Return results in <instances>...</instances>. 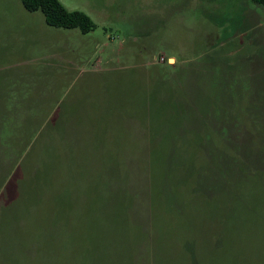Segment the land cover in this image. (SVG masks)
Wrapping results in <instances>:
<instances>
[{
  "label": "rangeland",
  "instance_id": "rangeland-1",
  "mask_svg": "<svg viewBox=\"0 0 264 264\" xmlns=\"http://www.w3.org/2000/svg\"><path fill=\"white\" fill-rule=\"evenodd\" d=\"M59 1L95 30L49 27L21 0H0V114L17 134L0 177L25 159L2 195L8 206L0 200V263L239 264L240 235L264 252V176L241 196L238 141L230 157L207 139L198 156L191 143L208 125L220 135L204 116L224 106L207 81L217 59L236 58L247 76L244 62H263L264 7ZM262 158L251 160L260 171Z\"/></svg>",
  "mask_w": 264,
  "mask_h": 264
},
{
  "label": "trees",
  "instance_id": "trees-1",
  "mask_svg": "<svg viewBox=\"0 0 264 264\" xmlns=\"http://www.w3.org/2000/svg\"><path fill=\"white\" fill-rule=\"evenodd\" d=\"M250 1L254 4L264 7V0ZM21 3L24 9L28 12L33 13L40 11L44 17L46 25H48L49 27L66 30H78L83 35L91 33L96 28L94 22L88 15L80 11L67 10L59 0H21ZM229 52L231 53L232 51ZM229 52L226 55H228ZM212 59H214V57H212ZM262 59L263 62L257 63L256 61L257 64H253V60L244 62L249 67L248 76L246 75V68H244V65L238 66V62H235L236 58L232 56H224L222 59H217V62L219 63V65L217 64V69H219L220 73L216 72L214 75H209V77H207V81L210 83L209 88L214 92L213 94L215 97V101L217 100V103H223L224 106L223 109L220 110L221 112L218 116L219 120L215 115L209 116V114H212L211 111L213 112L212 109H210L211 111L208 110V112H206L204 116H208L211 120L215 119L217 120V122H219V126L216 132L224 136V141L220 140V135L217 136L213 133V130L211 129L212 126L210 127L209 125V127L206 126L205 134H198L195 132L197 136L202 139L201 141H194L193 137H191V143L193 142L192 147H198L202 149L198 155L201 157L205 155L202 147L204 139H207V143L212 144L218 150H221V152L227 157H230L231 154V149L227 147V143L230 142L236 144V142L238 141V144L240 145L239 149L235 148V151L232 150L235 154H237L236 150L241 152H248V157L243 155L241 152L239 154L240 156L237 154L239 156L238 182L241 187V196L245 194V189L247 186H252L256 177L260 178L264 176V171H260L259 168H257L251 162L252 158L254 159V157H256L257 159L261 157L264 158V88H262L264 86V55ZM238 68L244 70V75L241 71H237ZM158 73L162 75V70H159ZM253 73L257 74L256 80L254 79L255 75H253ZM209 78H211L210 81ZM251 82L256 83V87L254 84H251ZM154 84L156 83L153 82V85ZM214 104L216 105V103ZM214 108L216 109L217 107ZM3 113L0 114V153L5 152L2 151L4 150V147L10 149L13 145L17 146V134L15 132L11 133V128H13V126H11L12 124H10V122H7V120L4 119ZM254 114L257 115L258 119H255ZM178 128H180V125L178 126ZM37 129L34 130L35 133ZM190 134L192 136L194 135V133ZM27 142H29V144H26V146H31L29 150L32 151L31 149L34 148L35 141L32 142L31 138V140L29 139ZM191 143L186 142L185 147H188ZM23 149H25V147H23ZM19 155L20 153H18L16 159L11 162L12 167L10 168L9 173L5 177H3L4 174L2 175V177H0V200L3 203L7 204V206L9 202L3 201L2 195L7 190L9 181L17 176L21 164L24 163L25 159L22 161V163L18 164L20 159ZM39 157V159H41V156ZM31 162L32 161L30 160L28 165L31 164ZM8 165L9 164L6 163L5 166L4 162L2 164V166L6 168L9 167ZM197 167L198 166H196L195 168ZM204 167L205 162L202 165V168ZM14 168L15 171H13ZM32 178L33 175H31V179ZM24 181L29 182L26 176H24L23 178V182ZM6 182L7 184L5 186V189L3 190V186ZM17 184H21V182L17 181ZM6 207H4L3 209H5ZM3 209L0 206V211ZM240 237L241 238L238 239L240 242L239 244L237 243L238 249L235 256V258L238 259L239 264H264L263 250L257 251L256 249L251 247L249 240L243 238L242 235H240ZM0 256L2 257V255ZM1 257L0 262L4 260L3 257ZM252 257L256 258L255 262L252 261Z\"/></svg>",
  "mask_w": 264,
  "mask_h": 264
}]
</instances>
